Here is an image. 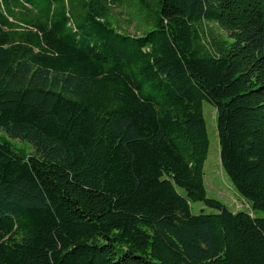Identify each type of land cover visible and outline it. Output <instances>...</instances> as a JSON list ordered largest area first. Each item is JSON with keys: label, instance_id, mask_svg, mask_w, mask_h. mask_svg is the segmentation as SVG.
I'll return each instance as SVG.
<instances>
[{"label": "trees", "instance_id": "1", "mask_svg": "<svg viewBox=\"0 0 264 264\" xmlns=\"http://www.w3.org/2000/svg\"><path fill=\"white\" fill-rule=\"evenodd\" d=\"M204 101L262 217L207 198ZM0 130V264H264V0H0Z\"/></svg>", "mask_w": 264, "mask_h": 264}, {"label": "rangeland", "instance_id": "2", "mask_svg": "<svg viewBox=\"0 0 264 264\" xmlns=\"http://www.w3.org/2000/svg\"><path fill=\"white\" fill-rule=\"evenodd\" d=\"M136 11L135 6L119 7L110 5V21L113 27L121 33L134 36L144 34L153 29L155 10L151 8L143 14ZM210 28L215 33L220 32L215 27L206 24L205 30L207 38H209ZM202 105L209 139L208 155L204 163V186L207 198L220 201L232 212L244 211L255 217H262V212L250 209V202L237 193L227 175L223 172L220 165L215 109L206 101ZM0 141L10 143L15 149L23 151L27 155L34 151L33 146L27 141L11 138L2 130H0ZM190 211L193 215L200 213L214 214L217 212L214 209L204 206L200 202L191 203Z\"/></svg>", "mask_w": 264, "mask_h": 264}]
</instances>
